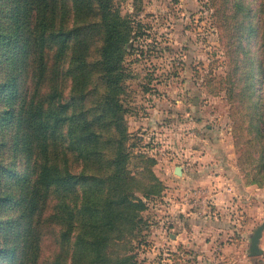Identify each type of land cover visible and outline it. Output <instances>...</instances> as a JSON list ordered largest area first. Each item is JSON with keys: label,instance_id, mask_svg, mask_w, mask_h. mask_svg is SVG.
<instances>
[{"label": "trees", "instance_id": "16d2710c", "mask_svg": "<svg viewBox=\"0 0 264 264\" xmlns=\"http://www.w3.org/2000/svg\"><path fill=\"white\" fill-rule=\"evenodd\" d=\"M225 1L250 46L264 173V0ZM132 23L111 0H0V264L131 262L119 247L144 208L121 98ZM93 78L106 87L97 99Z\"/></svg>", "mask_w": 264, "mask_h": 264}, {"label": "rangeland", "instance_id": "374dc122", "mask_svg": "<svg viewBox=\"0 0 264 264\" xmlns=\"http://www.w3.org/2000/svg\"><path fill=\"white\" fill-rule=\"evenodd\" d=\"M111 4L133 22L121 98L127 166L140 170L131 192L144 202L120 255L132 254L128 264H264V229L262 253H248L264 221V173L239 17L225 0ZM93 80L97 99L106 87Z\"/></svg>", "mask_w": 264, "mask_h": 264}, {"label": "water", "instance_id": "95a60500", "mask_svg": "<svg viewBox=\"0 0 264 264\" xmlns=\"http://www.w3.org/2000/svg\"><path fill=\"white\" fill-rule=\"evenodd\" d=\"M175 173H181L182 169L180 165H176L174 168ZM264 229V221H262L252 232L250 236L249 251L250 255L262 253V248L259 246V239Z\"/></svg>", "mask_w": 264, "mask_h": 264}, {"label": "crops", "instance_id": "0c3cea01", "mask_svg": "<svg viewBox=\"0 0 264 264\" xmlns=\"http://www.w3.org/2000/svg\"><path fill=\"white\" fill-rule=\"evenodd\" d=\"M175 168V167H174Z\"/></svg>", "mask_w": 264, "mask_h": 264}]
</instances>
